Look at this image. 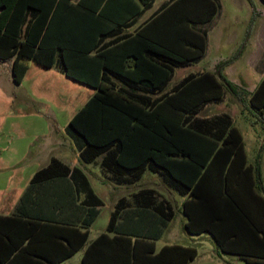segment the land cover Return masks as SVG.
Instances as JSON below:
<instances>
[{
    "label": "trees",
    "instance_id": "16d2710c",
    "mask_svg": "<svg viewBox=\"0 0 264 264\" xmlns=\"http://www.w3.org/2000/svg\"><path fill=\"white\" fill-rule=\"evenodd\" d=\"M37 2L0 0V63L11 65L13 81L18 85L35 62L46 69L56 66L69 79L97 90L66 129L81 161L93 164L101 158L102 167L118 184H135L148 171L160 175L180 195L188 197L184 213L189 233H211L225 251L264 264L262 254L228 249L226 242L229 237L238 238L233 232L247 230L245 205L261 198L256 192V188L262 190L259 164L258 182L247 183L252 168L247 165L242 133L232 118L227 114L209 119L198 117L204 107L222 101L228 91L263 122L264 80L250 93L226 78L223 71L240 57L243 50H239L231 59L218 64L215 73L190 76L171 94L164 93L176 68L194 64L205 56L208 30L203 27L218 15L217 0H176L136 36L121 45L100 48L95 55L90 53L97 48L70 46L63 40L52 44L50 12L45 13ZM256 18L254 9L247 38ZM238 167L244 174L242 184H234L232 177V170ZM68 177L78 184L80 191L95 197L81 170H71L54 159L49 167L34 175L17 215L0 217V239H8L12 254H28L34 240L46 230H52L49 234L58 232L56 238L64 237L68 243L61 259L47 258L50 264L62 263L86 245L98 210L90 212L84 232L59 226L61 222H48L39 213L28 211L30 204L32 208L37 205V209L42 204L39 196L48 192L44 185L69 183ZM135 199L144 211L155 206L152 190L138 193ZM119 209L120 206L112 215L109 232L116 230ZM154 209L161 216L159 233L154 238L159 239L174 212L164 205ZM7 227L13 235H4ZM18 233L24 237L15 245L14 235ZM74 234L79 236V243L74 242ZM256 235L264 246V238L258 232ZM24 241H29L26 246ZM235 245L238 246L237 242ZM92 248L87 251L84 264ZM154 253V248L144 256L134 251L129 264H188L198 256L196 248L178 245L165 246ZM3 261L0 256V264Z\"/></svg>",
    "mask_w": 264,
    "mask_h": 264
},
{
    "label": "crops",
    "instance_id": "0c3cea01",
    "mask_svg": "<svg viewBox=\"0 0 264 264\" xmlns=\"http://www.w3.org/2000/svg\"><path fill=\"white\" fill-rule=\"evenodd\" d=\"M175 1L176 0H38L37 5L44 9L45 13L50 12L49 31L52 44H58V40H63L66 42V45L70 46L97 48L90 53V55H95L100 48L118 46L129 37L136 36L144 26L156 16L160 15ZM217 2L220 5L218 15L209 25L203 27V30H208L207 51L205 56L194 64L176 68L164 93L171 94L180 83L190 76H199L206 72L215 73L218 64L228 61L236 54L237 47L240 46L241 41L236 38H223L216 46L218 57L213 70L183 74L178 81L173 82L178 70L193 68L199 65L207 56L209 35L212 30L211 27L214 21L220 17L223 9L221 0H217ZM257 4H260V8L257 7ZM240 7L241 5L238 3V8L241 11L242 8ZM254 9L257 12V18L253 24L248 44L242 51L240 57L223 71L229 81L246 89L250 93H253L264 80V1L258 0L256 6L253 7L252 10H248L250 19L254 14ZM235 24L238 25L239 23L237 22ZM224 30L226 31L228 28L225 27ZM129 61L131 62L132 60L129 59ZM238 63L246 64L243 70L250 72V74L240 73L236 68V64ZM2 65H4L6 69V75L14 82L11 73V65L8 63H2ZM251 77L254 79L257 77V79L251 83L249 82ZM63 79H68L81 85V88H79L80 86L78 88L76 86L78 90L84 89L82 87L90 89V91H84V94L87 93V95L82 98L81 105L69 115L68 123L65 125L64 129L58 127V119L50 120L49 124L45 122L46 129H44L43 134L36 135L35 138L31 139V128L37 126L35 125L37 122L32 120L28 122L19 120L11 121L8 125L7 132L14 137L8 141L9 143L6 148L1 146V135L5 134V131H0V217H13L17 215L18 206L22 197L30 187L34 175L39 170L49 167L52 161L57 159L71 170H81L88 179L90 188L95 197L87 196L85 191H80L79 188H77L78 184L75 183L71 177H68L67 180L69 183L56 182L44 185L45 191L48 192L39 196L42 204L38 209L37 205H33L34 207L32 208V204H30L28 211L30 210L32 214L39 213L42 219L48 222H61L59 226H70L82 232L86 230L84 228V222L90 219V212L94 209L99 212L95 221L89 227V237L86 245L76 254L65 259V261L60 264H84V257L87 251L92 247L87 257V264H129V258L134 251H136L139 256H144L152 251L153 248L155 249L154 254H157L165 246L178 245L197 249V247L190 243L194 239L208 241L214 245V253H211L208 259L210 263L202 264H238L237 261L245 264H257L248 261L246 258L236 253H232L233 251H225L211 233L205 232L199 235L189 233L186 227L188 217L184 213V203L188 197L180 195L175 189L170 187L160 175L149 171L146 172L144 176L146 174H152L151 176L161 179L162 183L156 186L153 185L135 190L133 187L136 186L144 176L139 182L132 185L118 184L112 180L111 174L102 167L101 158L93 164L84 163L86 166H83L79 152L73 141L67 136L66 129L70 121L97 93V90L69 79L56 66L46 69L35 62L30 64L23 82L18 86L22 87L25 83L30 82V87L36 94L45 92L47 88L50 89L49 87H51L53 88V93L57 96L59 94V84L63 83ZM51 80L54 81L48 84ZM229 99L231 102L230 106L234 108L233 111L228 110L229 104L226 103ZM214 106H220V110L223 113H215ZM204 111L209 112V114L202 115ZM249 111L248 108H243V105L237 101L230 92L225 91L222 101L207 105L201 110L198 117L209 119L227 114L232 118L236 126L234 116L237 118L241 114ZM259 121L264 125V121ZM238 129L242 133L241 129ZM243 139L247 156V165L252 168V172L247 174V183L252 184L254 181L255 183L258 182V165L254 166L249 163L248 146L244 136ZM26 143L29 144V147L26 146ZM62 150L63 152H61ZM69 150L70 152H68ZM31 170L36 171L32 172ZM243 175L241 167H238L237 170H232L234 184H242ZM144 190L153 191L155 206L164 205L168 210L174 212L173 219L168 222L159 239L154 238H156L159 233L160 214L155 211V206L150 211H144L142 204L135 199V196ZM256 192L261 198L251 200L245 205V211L249 219L247 230L233 232V235H237L238 238L229 237L226 242L228 244V249H240L249 255L259 253L264 256V246L260 244V240L256 235V232H258L259 236L264 238L263 183L262 190L256 188ZM176 195L180 197L177 211L173 204ZM96 198L101 201V205H98ZM54 202H57L58 205L54 206L51 204ZM107 204L110 205V209L107 215L103 216ZM119 206L120 209L116 221V230L109 232L108 226L112 215ZM177 212L181 215V224L184 229L182 234L173 227L177 218ZM222 215L223 214L220 216ZM102 218L103 222L99 224ZM231 223L234 224L232 218ZM98 225L100 226L98 227ZM50 231L52 230H46L37 236L28 254H12V248L9 246L8 239L6 237L0 239V256L2 260H4L2 264H50L46 261L49 257L52 259H61L66 254L67 240L64 239V237H62L63 239H60V237L56 238L58 232L49 234L51 233ZM60 233L64 235L65 233L71 232ZM9 234L13 235L14 233L7 227L4 235L8 236ZM74 235V242L79 243V236H76V234ZM103 235L104 237H102ZM23 237V234L19 233L14 235L15 245L20 244ZM187 240L190 242L187 243ZM234 241L237 242L239 247L235 245L236 242ZM24 242L26 246L29 241ZM197 251V258L188 264H194L196 262L200 256L198 249ZM225 256H230L233 260L231 262L225 261ZM221 260H224V262H221Z\"/></svg>",
    "mask_w": 264,
    "mask_h": 264
},
{
    "label": "rangeland",
    "instance_id": "374dc122",
    "mask_svg": "<svg viewBox=\"0 0 264 264\" xmlns=\"http://www.w3.org/2000/svg\"><path fill=\"white\" fill-rule=\"evenodd\" d=\"M256 2H258V0H221L223 9L220 17H218L214 21V24L211 27L212 30L209 35V49L207 52V56L199 65H196L193 68L187 70H178L173 82L178 81L183 74H187L190 72L196 73L204 70H213L216 59L218 57L216 46L223 38H236L240 40L241 44L239 47H237L236 53L239 50H244V48L248 44V39H250L247 38V34L253 18V15L251 19L249 18L248 10H252V8L256 6ZM238 3H240L241 5V11L238 8ZM257 7L260 8V4H257ZM237 22L239 23L238 25L235 24ZM225 27L228 28V30L225 31ZM245 66L246 64L244 63L236 64V68L240 73L250 74V72L243 70ZM255 79H257V77H255ZM255 79L251 77L249 79V82L253 83ZM63 80V83L59 84V94L57 96L53 93V88L51 87H49L50 89L47 88L45 92L36 94L32 91L30 82L25 83L22 87H19L18 84L12 82L11 78L6 75V69L4 65L0 63V131H5V134L1 135L2 147L6 148L7 144L9 143L8 141L13 139L14 137H12L7 132L8 125L11 121L19 120L28 122L32 120L37 122L35 124L37 126H33L31 128V139L35 138L36 135L43 134L44 129H46L45 122L46 124H49L50 120L58 119V127L64 129L65 125L68 123L67 121L69 115L81 105L82 98L87 95V93L84 94V91L87 92L90 91V89H88L87 87H82L84 89H81L83 90L81 91L80 89H77L79 86V88H81V85H78L77 83H74L68 79ZM52 81L54 80L49 81L48 84H50ZM230 103L231 102L229 99L226 103L229 104L228 110L233 111L234 108L230 106ZM214 110L215 113H223L220 110V106H214ZM209 112L204 111L202 115H207L209 114ZM234 119L236 122V126L241 129L247 143L249 163L254 166H257L258 164L260 165L261 180L264 187V125L260 123L258 117L250 111L241 114L237 118L234 116ZM26 146L29 147V144L26 143ZM61 152H63V150ZM68 152H70V150ZM83 166L86 165L83 163ZM31 171L33 172L36 170ZM151 175L152 174H146L144 178L133 188H135V190H138L153 185L156 186L162 183L161 179ZM179 198V195H176V198L173 201L176 211L179 204ZM109 209L110 205L107 204L103 216L107 215ZM101 222H103V218L101 219L99 224H101ZM99 226L100 225H98V227ZM173 227L180 234L184 232L183 226L181 224V215H179L178 212ZM187 241V243L190 242L189 240ZM190 243L191 245L197 247L200 252V256L194 264L210 263L208 259L210 258L211 253H214L213 243L195 239ZM224 258V260L228 262H231L233 260L230 256H225ZM224 260H221V262H224ZM237 262L238 264H245L240 261Z\"/></svg>",
    "mask_w": 264,
    "mask_h": 264
}]
</instances>
